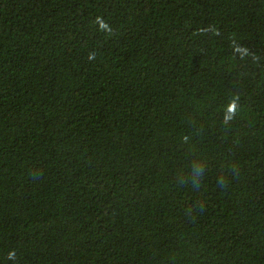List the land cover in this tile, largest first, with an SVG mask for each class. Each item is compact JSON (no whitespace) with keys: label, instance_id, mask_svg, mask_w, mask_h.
<instances>
[{"label":"trees","instance_id":"1","mask_svg":"<svg viewBox=\"0 0 264 264\" xmlns=\"http://www.w3.org/2000/svg\"><path fill=\"white\" fill-rule=\"evenodd\" d=\"M0 264H264V0H0Z\"/></svg>","mask_w":264,"mask_h":264},{"label":"clouds","instance_id":"2","mask_svg":"<svg viewBox=\"0 0 264 264\" xmlns=\"http://www.w3.org/2000/svg\"><path fill=\"white\" fill-rule=\"evenodd\" d=\"M99 19V18H98ZM104 25H102V27H103ZM234 107H235V105L233 104L232 106H230V111H233L234 110ZM14 255H15V253L14 252H12V253H10L9 254V258L11 259V258H13L14 257Z\"/></svg>","mask_w":264,"mask_h":264}]
</instances>
